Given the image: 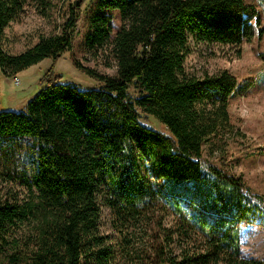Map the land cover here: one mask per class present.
<instances>
[{
    "label": "trees",
    "instance_id": "trees-1",
    "mask_svg": "<svg viewBox=\"0 0 264 264\" xmlns=\"http://www.w3.org/2000/svg\"><path fill=\"white\" fill-rule=\"evenodd\" d=\"M31 1L55 8L53 0H0V37ZM83 1L72 0L58 30L32 47L10 55L0 45L1 72L15 78L70 50ZM86 23L83 46L109 50L115 75L73 60L102 82L81 88L50 65L24 109L0 110V264H264L240 255L239 234L240 222L264 227V197L202 160L204 144L229 126L236 78L184 67L192 41L241 57L259 24L255 6L97 0ZM149 117L165 131L142 121ZM8 139L27 140L28 160L13 161ZM103 205L115 235L101 230Z\"/></svg>",
    "mask_w": 264,
    "mask_h": 264
},
{
    "label": "rangeland",
    "instance_id": "rangeland-1",
    "mask_svg": "<svg viewBox=\"0 0 264 264\" xmlns=\"http://www.w3.org/2000/svg\"><path fill=\"white\" fill-rule=\"evenodd\" d=\"M55 8L44 11L36 2L26 5L17 19L11 22L0 37V45L10 54H18L32 47L42 36L57 31L62 23L64 12L72 0H53ZM97 0H84L80 6L70 50L62 52L56 59L45 58L16 74L14 78L5 76L0 70V110L19 111L30 97L36 93L38 82L50 65L64 76V80L81 88L98 87L102 82L75 68L73 60L92 69L95 73L114 76L116 62L109 50L89 52L83 46L86 18L95 8ZM255 6L259 24H254L253 39L242 45L241 57H231L230 48L216 44L191 42V51L186 56L184 67L187 73L202 77L204 73L228 70L237 81L234 93L228 99L229 126L211 137L203 146L202 160L205 164L221 168L233 176L243 179L245 190L264 197V63L260 54L264 53V0H245ZM112 14V27L119 25L117 12ZM130 97L138 95L137 88L131 85ZM23 106H22V105ZM147 125L165 131V127L149 117L142 118ZM26 139H8L14 146V162L28 160L24 152ZM20 146V147H18ZM5 156L9 153L4 151ZM21 156V157H19ZM160 182V181H158ZM14 188L21 190L20 186ZM111 213L102 206L101 230L114 234L111 226ZM172 224V216L165 219ZM240 255L247 258L264 257V227L240 222Z\"/></svg>",
    "mask_w": 264,
    "mask_h": 264
},
{
    "label": "crops",
    "instance_id": "crops-1",
    "mask_svg": "<svg viewBox=\"0 0 264 264\" xmlns=\"http://www.w3.org/2000/svg\"><path fill=\"white\" fill-rule=\"evenodd\" d=\"M18 80H19V79H18ZM33 95H34V93H30V94L28 95V96H30V97L27 99V101H28L31 97H33ZM27 101L24 103V106L21 104V105L23 106L22 109H24V107H25ZM22 109H21V110H22Z\"/></svg>",
    "mask_w": 264,
    "mask_h": 264
},
{
    "label": "built area",
    "instance_id": "built-area-1",
    "mask_svg": "<svg viewBox=\"0 0 264 264\" xmlns=\"http://www.w3.org/2000/svg\"><path fill=\"white\" fill-rule=\"evenodd\" d=\"M15 82L18 83V78H14Z\"/></svg>",
    "mask_w": 264,
    "mask_h": 264
}]
</instances>
